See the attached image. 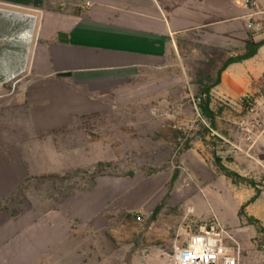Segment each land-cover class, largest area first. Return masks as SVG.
<instances>
[{
	"label": "rangeland",
	"instance_id": "obj_1",
	"mask_svg": "<svg viewBox=\"0 0 264 264\" xmlns=\"http://www.w3.org/2000/svg\"><path fill=\"white\" fill-rule=\"evenodd\" d=\"M37 31L38 22L25 72L0 87V149L4 160L11 150L17 166L9 171L0 162V201L5 204L20 191L19 206H12L16 217L0 215L4 231L43 225L60 212L70 222L66 243L72 247L61 264H174L175 249L216 218L241 241L242 264H264V231L239 217L242 204L249 216L248 202L257 192L253 210L264 209L259 162L264 159L257 147L263 110L254 99L242 105L211 95V108L219 114L212 126L201 116L196 98L200 72L215 79L229 57L219 44L203 37L193 45L180 41L178 67L162 81L144 89L136 79L115 95L93 91L104 106L65 129L43 134L28 120L23 95ZM2 43L0 82L2 69L20 68L25 57V46ZM250 107L261 115L260 130L253 127ZM247 130L252 138L242 141ZM218 164L253 186L234 184ZM74 247L79 256H73ZM36 264L49 263L41 258Z\"/></svg>",
	"mask_w": 264,
	"mask_h": 264
},
{
	"label": "crops",
	"instance_id": "obj_2",
	"mask_svg": "<svg viewBox=\"0 0 264 264\" xmlns=\"http://www.w3.org/2000/svg\"><path fill=\"white\" fill-rule=\"evenodd\" d=\"M255 1L257 6L251 7L243 0H0L1 10L31 11L38 22L23 89L28 120L35 131L53 134L104 106L103 98L91 96L93 91L115 95L136 79L144 89L149 82L162 81L178 67L180 41L193 45L203 37L204 42H217L226 56L241 54L247 41L264 40V0ZM250 22L253 29L248 28ZM33 32L34 27L32 39ZM2 36L0 44L21 42ZM6 72L10 70L2 69ZM245 93L263 110L264 120V47L254 58L229 66L211 95L237 103ZM257 147L264 159V132ZM3 153L0 149V162L12 171L17 167L13 152L5 160ZM254 203L248 215L264 228V209L253 210ZM56 214L22 231L5 232L0 220V264H36L41 258L61 264L65 250L72 248L66 243L71 227L67 218ZM73 251L79 256L75 247Z\"/></svg>",
	"mask_w": 264,
	"mask_h": 264
},
{
	"label": "built area",
	"instance_id": "obj_3",
	"mask_svg": "<svg viewBox=\"0 0 264 264\" xmlns=\"http://www.w3.org/2000/svg\"><path fill=\"white\" fill-rule=\"evenodd\" d=\"M248 6H257L255 0H243ZM254 23L248 24L253 29ZM239 101L242 105H251L253 97L245 93ZM253 114V127L260 130L263 121L258 109L250 107ZM244 133L242 141L251 140V131ZM238 237L228 228L213 218L199 227L186 241L183 247H177L174 254V264H242L243 249Z\"/></svg>",
	"mask_w": 264,
	"mask_h": 264
},
{
	"label": "trees",
	"instance_id": "obj_4",
	"mask_svg": "<svg viewBox=\"0 0 264 264\" xmlns=\"http://www.w3.org/2000/svg\"><path fill=\"white\" fill-rule=\"evenodd\" d=\"M264 47V40L255 42V41H247L245 43L244 51L241 54H237L236 56H229L226 58L224 63L222 64L221 68L217 72V77L215 79L212 78V75H204L202 72H200V81L198 82L199 88L196 95V98L201 100V103L199 105V109L201 112V116L207 120L212 126L215 124L216 118L219 115L218 113H215L211 108L212 103V91L216 86H218L221 82V75L222 73L231 65L233 64H239L244 61L250 60L254 58L257 54L260 48ZM179 132H174L173 137L175 141H178L180 138ZM186 148L190 149L188 144H186ZM218 171L222 173L223 176L226 178L232 180L234 184H248L250 186H253V183H248L247 180L240 176L239 174L225 168L221 164H218L217 166ZM20 191L17 189L11 197H9L5 204L2 203V200L0 201V215L2 213H8L10 218H14L16 209H12V206L18 204V197ZM259 196V192L256 193V195L248 202V204L253 203ZM10 203V204H9ZM247 207V204H244L241 206L239 217L240 219H247L248 223L250 225H256L260 227L262 231H264V228L262 227V224L257 219L247 216L245 213V208Z\"/></svg>",
	"mask_w": 264,
	"mask_h": 264
},
{
	"label": "water",
	"instance_id": "obj_5",
	"mask_svg": "<svg viewBox=\"0 0 264 264\" xmlns=\"http://www.w3.org/2000/svg\"><path fill=\"white\" fill-rule=\"evenodd\" d=\"M0 14L2 16H4L5 18H9L12 19L14 22H16V24H20V18L24 17L26 18L29 22L32 21L34 23V27H35V23H36V17L32 16V15H26V14H21L18 12H13V11H7V10H1L0 9ZM19 30V28H18ZM30 53V46H28L27 48H25V57L23 58V60L20 62V68L18 69H14V70H10V72H6L4 75V79L0 82V85L3 83H8L10 81H12L13 79L17 78L20 74L24 73L27 67V60H28V56Z\"/></svg>",
	"mask_w": 264,
	"mask_h": 264
},
{
	"label": "bare ground",
	"instance_id": "obj_6",
	"mask_svg": "<svg viewBox=\"0 0 264 264\" xmlns=\"http://www.w3.org/2000/svg\"><path fill=\"white\" fill-rule=\"evenodd\" d=\"M20 24L17 25V29L14 30V34H13V38L14 40H16L17 42H20L19 45L21 46H25L24 48H27L28 46L31 47L32 44V31H33V22L32 21H28L26 18L21 17L20 19ZM31 26V27H30ZM19 28V30H18ZM30 31V34H28V36H26L24 34V32L26 30ZM3 33V32H2ZM24 34V35H23ZM3 35V34H2ZM3 37V36H2ZM3 40V39H2ZM3 44V43H2ZM18 44V43H17ZM2 46V45H1Z\"/></svg>",
	"mask_w": 264,
	"mask_h": 264
},
{
	"label": "flooded vegetation",
	"instance_id": "obj_7",
	"mask_svg": "<svg viewBox=\"0 0 264 264\" xmlns=\"http://www.w3.org/2000/svg\"><path fill=\"white\" fill-rule=\"evenodd\" d=\"M15 29H17L16 22H14L12 19H7L0 14V37L2 36V34L6 36L9 35V33L14 31Z\"/></svg>",
	"mask_w": 264,
	"mask_h": 264
}]
</instances>
